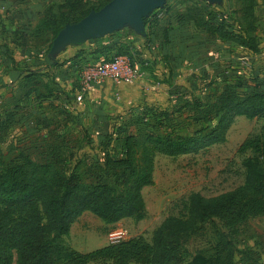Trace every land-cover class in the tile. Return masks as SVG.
Returning <instances> with one entry per match:
<instances>
[{"label":"trees","instance_id":"1","mask_svg":"<svg viewBox=\"0 0 264 264\" xmlns=\"http://www.w3.org/2000/svg\"><path fill=\"white\" fill-rule=\"evenodd\" d=\"M110 1L104 0L100 7ZM239 1L243 3L239 9L240 21L232 16L231 0H224L219 4H212L207 0H188V3L197 7L189 10L188 14L182 13L177 6L178 2L167 1L163 8L153 11L145 18L150 31L144 36V45L148 49L156 45L158 34L155 33V22L166 19L165 37L160 47L172 44L173 33L176 31L184 36L186 34L187 41L192 39L193 31H198L213 37L218 58L224 53L222 45L226 44H237L252 53L261 52L260 41L255 34L258 29L256 0ZM86 3V0H67L63 9L67 6L70 11L53 13L50 10L45 14L37 25V31L40 35L50 34L46 51L65 25L78 22L92 10L100 8L90 6L85 10ZM207 7L209 12L202 14ZM5 44L7 45L6 42ZM14 45L21 46L19 48L22 53L26 52L22 42ZM81 54L84 52H80L78 56L81 57ZM91 54H99L96 56L98 61L102 59L101 55H104L105 60L124 55L142 72L151 68L147 60L139 58L131 47L122 42L97 48ZM78 56L72 64L76 70L86 64V56L76 59ZM209 59L201 58L199 64L194 63V66H200V62L208 63ZM224 64L225 62L215 65L213 76L209 70L200 69L199 82L193 83L192 94L199 89V83L203 86L207 83L214 85L224 78L222 83L227 85L214 103V123L197 129L190 135L174 134L178 116H175L172 108H185L191 113L190 117L200 122V113H195L201 102L190 100V93L187 92L189 89L185 88L188 85H175L171 74L164 80L172 86L170 95L177 94L176 104L169 107L159 102L152 105L145 103L144 106H138L136 113L137 121L147 122V126L152 122V127L162 129L163 135L147 129L144 137L116 122L112 132L101 133L97 141L90 137L91 144L95 142L104 150L103 158L96 162L105 173L94 179L85 180L77 172V165L81 160L69 172L65 171L72 158V154L68 153L73 149L69 146L71 142L65 139L60 143L48 144L46 160H36L22 149L14 160L0 163V264H186L191 241L206 230L210 221L219 220L227 228H236L263 216L264 168L259 159L249 157L244 161L245 180L242 185L211 197L199 192L191 193L179 214L169 215L154 230L151 242L144 236H137L81 252L56 241L60 236L67 235L72 224L86 211L107 224H114L125 218H145L147 208L142 191L146 186L154 184L155 158L158 154L176 157L198 153L213 144L224 142L236 116L264 117V89L261 84L250 85L246 81L240 85L233 84L231 79L236 75L229 74L224 69L228 66ZM226 75L232 78H227ZM252 77L259 81V73ZM238 86L244 87V91L240 92ZM211 112H201L203 121L213 120ZM69 130L66 137L71 133ZM57 136L60 138V133ZM116 139L119 142L117 148L113 143ZM246 144L247 141L241 147ZM201 264H207V261H202Z\"/></svg>","mask_w":264,"mask_h":264},{"label":"rangeland","instance_id":"2","mask_svg":"<svg viewBox=\"0 0 264 264\" xmlns=\"http://www.w3.org/2000/svg\"><path fill=\"white\" fill-rule=\"evenodd\" d=\"M37 1L40 4L41 2L44 3L46 0ZM167 1L172 3L178 2L177 6L182 10L183 14H188L189 10L197 9L195 5L188 3V0ZM223 1L224 0H222V2ZM103 2L104 0H100V3L99 0H87L85 10L90 6L100 7ZM231 3L233 6L232 16L235 20L240 21L241 14L239 13V9L243 3L239 0H231ZM256 3V24H258V29L255 34L260 41L261 52L252 53V51L246 50L237 44L230 46H227V44L222 45L221 50H224V53L219 56L213 66H211L212 63L200 62V66L196 65V69H194V63L199 64L198 62L201 58L216 59L219 54L217 48L214 47L213 37L198 33V31H193L192 39L189 40V44H187L188 49H184L182 46V54L176 55V60L172 61V63L176 65L172 73L174 76L172 80L175 85H188L185 88L189 89L187 92L190 93L188 94L189 98H191L190 100L196 99L201 102V106L195 113H200L201 115L200 122L198 121L199 123L195 121L196 119H194V117H190L191 113L185 108H182V110H179L178 107L172 108L175 110V116H178L176 117L174 127L175 135H190L197 129L214 123V103L227 84L224 85L222 83L224 78L215 82L214 85L207 83V85L203 86L199 83V87H197L199 89L195 91L196 93L192 94V92H194L193 83L197 84L196 82H199L198 71L200 69H208L212 74L211 76H213V69L216 70L215 65L225 62L228 68L224 69L229 72V74L232 73L236 75L234 78L230 75H226L228 76L227 78H232L233 84L240 85L242 82L246 81L249 82L250 85L257 83L261 84L264 89V0H256ZM44 5L38 9L43 14L50 10H52L53 13H59L63 10L65 12L70 11V7L67 6L63 9V6L58 7L55 4L46 6L47 8H45ZM101 8L103 7L99 9ZM174 10L176 12V9ZM82 11L79 12V15ZM208 12L209 7L203 10L202 14L206 15ZM213 12L214 11H212V13ZM9 13L10 10L7 9V5L4 3L1 4L0 16L5 17L3 19L0 17V38L8 34V31H10L8 28L9 24L16 21L13 17L8 18L7 15ZM82 14H84V11ZM175 15H177V12ZM22 22L25 28H29L33 25V22H30L26 18H24ZM39 22L37 23L38 25ZM239 23L241 24V22ZM166 24V19H159L155 22L154 26L156 27L154 29L155 33L158 34L157 46L155 47L162 44L161 42L165 37L164 28ZM145 27V34H148L150 29L147 28L146 24ZM173 34H175L173 38L178 39L179 34ZM49 38L50 34L46 35L43 33L37 36V45H42L44 50H46L48 46L47 40H49ZM141 39H143L141 35L134 33L130 27H125L115 32L111 36V43H108L106 46H111L112 43L122 40L121 42L123 44L135 48L143 44L144 41ZM86 42H88V44H86L85 47L93 46V44L94 46L99 44H102L101 47L105 46L104 41L99 39V37L91 38ZM173 44L174 46L178 45L175 40ZM91 50L90 48L84 52V54H81V57L84 55L86 56V64L83 66L97 63L96 61L98 60L96 56L99 54L92 55ZM80 52L81 50L78 49V47L70 46L63 50L60 59L66 60L72 55L78 56ZM255 73H259V81H255V78L252 77ZM144 74L146 82L140 84L137 80L133 83L136 87L133 89L128 87L126 89L125 94L130 93L132 97L129 95H125L126 97L120 95V99H117L119 101L116 99L113 100L115 106L111 105L106 107L107 111H102L103 109H98L96 107L97 110L94 112L92 121H90L91 118L89 117V119L83 123L76 122L74 124L73 130L76 134L71 136L69 140L71 142L69 146L73 147V149L68 153V155L72 154V158L66 167V172H69L70 169L81 160L79 165H77V172L80 173L85 180L94 179L95 176L105 173L96 162L97 159L103 158V147L95 142L91 144L90 137L96 140L99 130L101 129L104 134L112 132L113 124L116 122H119L122 126H126L128 129H131V131L139 132V134L144 137L148 131L152 130L163 135L162 129H155V127H152V122L147 126L145 124L147 122L143 123L142 120H140V122L137 121V108L138 106H144L145 103L152 105L158 102L164 104V106L168 105L172 107L176 104L178 96L177 94L170 95V88H172V86L164 80L165 78L160 77L155 79L152 77L151 73ZM189 78L194 79L189 80ZM106 83L109 84L108 81L94 84L95 86L98 84H104L105 86ZM238 87L240 92L245 89L242 86ZM3 92L4 90L1 89L0 95L3 94ZM193 103L191 104L193 105ZM182 104L184 103H181V105ZM119 106L121 109L120 112L116 111ZM206 110H209V112L212 111V121H203V113L201 112ZM23 133L24 132L20 133L18 128H16L13 131H3L2 134H0V163H6L12 159L14 160L18 157L22 149L36 160L43 161L48 158V146L45 145L46 142H44L42 138L34 141L37 143L38 141L41 142L38 146L30 145V143H28V145L23 146L21 144V146H19V138L23 136ZM60 135L61 137L58 139L66 138L63 134ZM246 141V146L241 147ZM263 141L264 117L249 118L245 115H238L230 125L224 142L213 144L198 153L179 155L176 157L164 154H158L156 156L154 184L146 186L142 191L147 208V215L145 218L141 220L125 218L117 223L107 224L98 216L86 211L72 224L70 232L67 235L60 236L56 241L81 252L92 251L109 244L111 242L110 236L114 232H121L125 239L144 236L151 242L154 230L169 215H178L183 203L191 193L199 192L204 196L211 197L242 185L245 180L244 161L249 157L259 159L264 168ZM113 143L115 148H117L119 143L117 139L115 142L113 141ZM188 250L189 253L187 255L186 264H201L202 261H207V264H264V215L250 220L236 228H227L219 220H212L207 224L206 230L191 241Z\"/></svg>","mask_w":264,"mask_h":264},{"label":"crops","instance_id":"3","mask_svg":"<svg viewBox=\"0 0 264 264\" xmlns=\"http://www.w3.org/2000/svg\"><path fill=\"white\" fill-rule=\"evenodd\" d=\"M66 2L67 0H46L44 3L41 2L39 4L37 0H0V5L4 3L7 5V9L10 10L7 15L8 18L13 17L16 20L13 21L14 23L9 24L8 28L10 31H8V34L0 38V87L2 86L0 90H4L3 94L0 95V122L2 123L0 125V134L3 131L9 132L18 128L20 133H25L19 138V146L21 144L23 146L28 145V143L38 146L41 142L38 141L37 143L34 141L39 138H42L48 144L60 143L62 139H58L59 137L56 133L63 134L66 137L68 135L67 131L70 129L71 133L65 138L68 141L71 136L76 134L73 130L76 122L83 123L89 117L91 118L90 121H92L97 108L107 111L106 107L115 106L113 100L116 99V89L112 82L106 83L105 86L104 84H98L93 87L86 94L84 103L80 104V106L77 105L75 97L80 88L82 67H78L79 70L73 67L72 64L76 55H72L66 60H61L62 50L52 58L50 50L54 39L48 51L44 50L42 45H37L36 38L40 35V32L37 31V23L46 14H43L38 9L44 4L45 8L54 4L61 7L66 5ZM0 17L3 19L5 16ZM24 18L30 22L32 21L33 25L25 28V25L22 24ZM132 30L137 33L134 29ZM114 33L99 38L104 41V47L111 43L110 39ZM174 33L179 34L178 39H172L177 42V46L172 43L165 47H155L157 46L155 45L148 49L143 42V44L135 48L131 47L139 58L149 62L151 68L144 72L151 73L155 79L160 77L169 78L176 66L172 61L176 60V55L182 54V46L184 49H188L187 44H189V41H187L186 34L184 36L179 31ZM137 35H141L143 38L141 40L144 41L145 31L137 33ZM86 41L69 45L68 47H78L81 52H86L90 48L92 50L103 48L101 47L102 44L94 46L93 43H91L93 46L85 47L88 44ZM20 42L25 44L23 46L24 50H26L25 53H22L21 46L14 45V43ZM81 58L83 59V57ZM217 59L218 57L216 59L210 58L208 64L212 63L211 66H213ZM83 62L84 60L82 64ZM193 68L196 69L195 66ZM144 77L138 80L140 84L146 82ZM171 77L172 79L174 78L173 75ZM128 87L133 89L136 85L121 86L120 94L123 97H126L125 95L132 97L130 93L125 94ZM116 111H121L120 106ZM101 133H103L102 129L99 130L97 137ZM46 143L45 145L48 146Z\"/></svg>","mask_w":264,"mask_h":264},{"label":"water","instance_id":"4","mask_svg":"<svg viewBox=\"0 0 264 264\" xmlns=\"http://www.w3.org/2000/svg\"><path fill=\"white\" fill-rule=\"evenodd\" d=\"M219 4L222 0H208ZM167 0H111L103 8L92 10L78 22L65 25L53 40L50 56L53 58L69 45L80 44L95 37H104L124 27L137 33L145 31V18L163 8Z\"/></svg>","mask_w":264,"mask_h":264},{"label":"built area","instance_id":"5","mask_svg":"<svg viewBox=\"0 0 264 264\" xmlns=\"http://www.w3.org/2000/svg\"><path fill=\"white\" fill-rule=\"evenodd\" d=\"M97 63L88 64L81 69L80 89L76 94L77 105L84 103L86 94L90 92L94 83L112 82L115 86V97L120 99V87L132 85L135 81L144 77V72L139 67H134L127 56H115L113 59H101ZM111 242L115 243L124 239L121 232L111 234Z\"/></svg>","mask_w":264,"mask_h":264}]
</instances>
